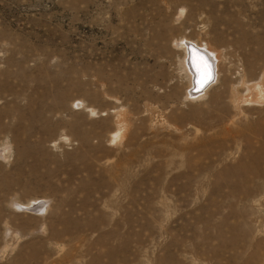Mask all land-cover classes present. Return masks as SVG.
<instances>
[{
  "label": "rangeland",
  "instance_id": "rangeland-1",
  "mask_svg": "<svg viewBox=\"0 0 264 264\" xmlns=\"http://www.w3.org/2000/svg\"><path fill=\"white\" fill-rule=\"evenodd\" d=\"M0 264H264V0H0Z\"/></svg>",
  "mask_w": 264,
  "mask_h": 264
},
{
  "label": "bare ground",
  "instance_id": "bare-ground-1",
  "mask_svg": "<svg viewBox=\"0 0 264 264\" xmlns=\"http://www.w3.org/2000/svg\"><path fill=\"white\" fill-rule=\"evenodd\" d=\"M181 43H183L185 49V58L183 63H185L186 69L188 70L190 75V84L187 88V94L190 97L195 98L205 94L212 86V84L217 82L219 78V57L216 51L208 47H203L199 43L191 41H183ZM181 43L176 42L175 45L177 47H180ZM210 62H213L214 66L213 77L207 84H205L201 88V86L203 85V83L201 82L205 81L206 77H208Z\"/></svg>",
  "mask_w": 264,
  "mask_h": 264
},
{
  "label": "snow or ice",
  "instance_id": "snow-or-ice-1",
  "mask_svg": "<svg viewBox=\"0 0 264 264\" xmlns=\"http://www.w3.org/2000/svg\"><path fill=\"white\" fill-rule=\"evenodd\" d=\"M207 79H210V77H206V80H207ZM204 82H206V81H202L201 83H204Z\"/></svg>",
  "mask_w": 264,
  "mask_h": 264
},
{
  "label": "water",
  "instance_id": "water-1",
  "mask_svg": "<svg viewBox=\"0 0 264 264\" xmlns=\"http://www.w3.org/2000/svg\"><path fill=\"white\" fill-rule=\"evenodd\" d=\"M209 67H210V63H209ZM210 70V69H209Z\"/></svg>",
  "mask_w": 264,
  "mask_h": 264
}]
</instances>
